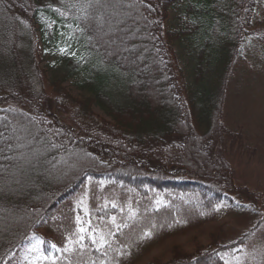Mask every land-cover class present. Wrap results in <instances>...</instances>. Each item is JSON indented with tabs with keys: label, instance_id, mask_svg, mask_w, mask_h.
Instances as JSON below:
<instances>
[{
	"label": "trees",
	"instance_id": "1",
	"mask_svg": "<svg viewBox=\"0 0 264 264\" xmlns=\"http://www.w3.org/2000/svg\"><path fill=\"white\" fill-rule=\"evenodd\" d=\"M262 51L264 0H0V264L33 243L53 255L39 232L87 181L254 221L263 193L236 184L221 117L230 90L258 77L264 94ZM261 222L234 243L214 233L113 264H223L224 251L264 248ZM106 250L88 264H112Z\"/></svg>",
	"mask_w": 264,
	"mask_h": 264
},
{
	"label": "rangeland",
	"instance_id": "2",
	"mask_svg": "<svg viewBox=\"0 0 264 264\" xmlns=\"http://www.w3.org/2000/svg\"><path fill=\"white\" fill-rule=\"evenodd\" d=\"M41 67L50 62L49 54H42ZM179 65L183 62L179 59ZM251 63V62H250ZM264 69V51L255 62ZM258 78V77H257ZM256 86L241 94L227 93V104L221 121L236 134L237 142L225 147L224 157L232 176L239 186L259 194V214L264 227V94ZM249 85H248V84ZM249 87L253 83L242 81ZM245 87V86H244ZM196 198L191 194L169 191H149L139 196L129 189H121L106 181H87L82 191L57 208L51 221L39 235L55 245L54 254L45 256L37 243L17 251L6 264H88L90 251L100 253L114 250L112 264L141 255L148 261L153 257H166L174 243L207 245L209 236L216 233V243L237 241L253 227L249 216H235L219 206H206L212 210L211 220L198 216L187 206ZM210 220V221H209ZM83 229V231H81ZM253 232V231H252ZM255 235V231L253 232ZM252 233V235H253ZM129 238V240H127ZM95 241V242H94ZM130 241V242H129ZM113 248V249H112ZM214 249V248H212ZM223 264H260L264 248L242 245L222 252ZM135 258V257H134Z\"/></svg>",
	"mask_w": 264,
	"mask_h": 264
},
{
	"label": "snow or ice",
	"instance_id": "3",
	"mask_svg": "<svg viewBox=\"0 0 264 264\" xmlns=\"http://www.w3.org/2000/svg\"><path fill=\"white\" fill-rule=\"evenodd\" d=\"M81 231H83V229H81ZM95 242V241H94ZM53 247H55V245H53Z\"/></svg>",
	"mask_w": 264,
	"mask_h": 264
}]
</instances>
